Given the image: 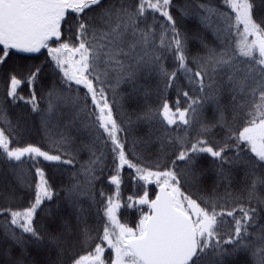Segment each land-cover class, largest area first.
I'll list each match as a JSON object with an SVG mask.
<instances>
[{
    "label": "snow or ice",
    "instance_id": "snow-or-ice-1",
    "mask_svg": "<svg viewBox=\"0 0 264 264\" xmlns=\"http://www.w3.org/2000/svg\"><path fill=\"white\" fill-rule=\"evenodd\" d=\"M0 264H264V0H0Z\"/></svg>",
    "mask_w": 264,
    "mask_h": 264
}]
</instances>
